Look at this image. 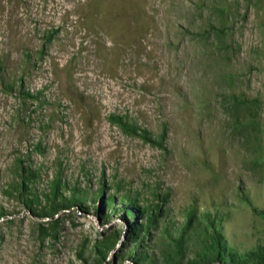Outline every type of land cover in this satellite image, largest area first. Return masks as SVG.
Returning a JSON list of instances; mask_svg holds the SVG:
<instances>
[{"label": "rangeland", "instance_id": "374dc122", "mask_svg": "<svg viewBox=\"0 0 264 264\" xmlns=\"http://www.w3.org/2000/svg\"><path fill=\"white\" fill-rule=\"evenodd\" d=\"M207 215L264 249V0H0V264H203Z\"/></svg>", "mask_w": 264, "mask_h": 264}, {"label": "trees", "instance_id": "16d2710c", "mask_svg": "<svg viewBox=\"0 0 264 264\" xmlns=\"http://www.w3.org/2000/svg\"><path fill=\"white\" fill-rule=\"evenodd\" d=\"M70 200H76V198L74 199H69ZM64 207H68V205H65ZM205 220L208 222V225L211 227V230L209 231L208 228L206 226H204L203 224H199L200 227H202L203 230L199 229V233L200 234H205V242L204 244H206V246H201V250H202V263L203 264H212L214 263L216 260L218 262H221L223 264H264V249H257L256 251L247 254L244 258H242L241 260L238 259H234L232 258L230 255L226 254V249L224 246V240L222 235L220 234V232L217 229L216 226V221H218V219H213L211 218L210 215H207L205 217ZM157 222V219L154 218L153 216H149L148 218H146V229H150V227L152 225H155V223ZM193 224V217L190 216L189 218V222L188 225L186 226V231L190 230V227H192ZM186 231L184 232V234H182V238H184L185 236L190 239V237H188L186 235ZM146 233V232H145ZM136 237L139 236L140 234L137 233L135 234ZM184 241V239L182 240ZM178 244L181 245V242L178 241ZM106 248L105 244H101L97 247L98 251L99 249H104ZM133 251V253L137 250H131V252ZM137 255V254H136ZM144 258H142L141 256H139L136 259V262L138 263H142L144 264Z\"/></svg>", "mask_w": 264, "mask_h": 264}]
</instances>
